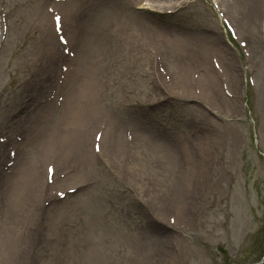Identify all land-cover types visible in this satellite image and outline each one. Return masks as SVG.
I'll return each instance as SVG.
<instances>
[{
	"label": "rangeland",
	"instance_id": "obj_1",
	"mask_svg": "<svg viewBox=\"0 0 264 264\" xmlns=\"http://www.w3.org/2000/svg\"><path fill=\"white\" fill-rule=\"evenodd\" d=\"M139 1L0 0V264H264V0Z\"/></svg>",
	"mask_w": 264,
	"mask_h": 264
},
{
	"label": "bare ground",
	"instance_id": "obj_2",
	"mask_svg": "<svg viewBox=\"0 0 264 264\" xmlns=\"http://www.w3.org/2000/svg\"><path fill=\"white\" fill-rule=\"evenodd\" d=\"M145 0H143L144 2ZM143 4H146V1L143 3ZM143 4H140L143 5ZM153 7H162V5H156V4H152ZM141 8V7H140ZM180 153L177 152V154ZM71 155L72 156H75L76 159L78 160H86L87 157L89 156L90 158H93V155L89 152L88 150V145H87V141H86V137H79L77 143H75V146H74V149L71 150ZM21 165V164H20ZM201 167V168H204L203 165H198V167ZM206 168V167H205ZM21 174H20V182L21 184H23L27 190V192L32 189L33 187L35 188V184H36V181L39 179V176L38 174H31L30 172H28L27 168L25 167V165L22 163L21 165ZM198 168L196 167L195 164L193 163H190L188 165L187 168H185V170L181 171V179L183 180V183H191V184H194L195 182V179H197V175H198ZM36 189V188H35ZM10 198H11V195L7 197V201L9 203L10 201ZM8 206V209L7 210V215L9 216L10 214V209L11 207H9V205L7 204ZM6 225L9 224V221L7 219V222L5 223ZM143 251L144 249L141 248ZM148 258L144 255V258L142 260V257H141V261H140V264H148Z\"/></svg>",
	"mask_w": 264,
	"mask_h": 264
},
{
	"label": "snow or ice",
	"instance_id": "obj_3",
	"mask_svg": "<svg viewBox=\"0 0 264 264\" xmlns=\"http://www.w3.org/2000/svg\"><path fill=\"white\" fill-rule=\"evenodd\" d=\"M56 20L59 22L60 17H56ZM61 40H62V42H64V41H63V38H61ZM49 171H51V169H50Z\"/></svg>",
	"mask_w": 264,
	"mask_h": 264
}]
</instances>
